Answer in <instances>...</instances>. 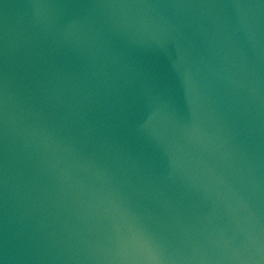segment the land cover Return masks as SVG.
I'll use <instances>...</instances> for the list:
<instances>
[{
  "label": "water",
  "instance_id": "95a60500",
  "mask_svg": "<svg viewBox=\"0 0 264 264\" xmlns=\"http://www.w3.org/2000/svg\"><path fill=\"white\" fill-rule=\"evenodd\" d=\"M0 264H264V0H0Z\"/></svg>",
  "mask_w": 264,
  "mask_h": 264
}]
</instances>
